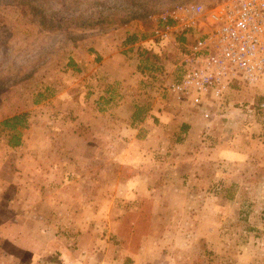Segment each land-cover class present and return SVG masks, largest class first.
Listing matches in <instances>:
<instances>
[{
  "label": "rangeland",
  "instance_id": "1",
  "mask_svg": "<svg viewBox=\"0 0 264 264\" xmlns=\"http://www.w3.org/2000/svg\"><path fill=\"white\" fill-rule=\"evenodd\" d=\"M217 1L0 0V264H62V254L72 264H121L131 234L140 244L133 264H264V121L238 110L260 103L264 87L232 89V111L208 120L195 111L194 139L184 121H152L176 111L165 85L177 80L184 53L150 41L152 18L176 4ZM42 20L61 27L43 29ZM89 38L136 66L133 80H97L112 88L108 115L105 101L96 110L77 100L93 85L71 55ZM17 113L27 116L11 149L1 121ZM147 114V128L165 131L137 150L131 130ZM137 174L148 192L120 197ZM127 212L123 221L140 230L118 229Z\"/></svg>",
  "mask_w": 264,
  "mask_h": 264
},
{
  "label": "built area",
  "instance_id": "2",
  "mask_svg": "<svg viewBox=\"0 0 264 264\" xmlns=\"http://www.w3.org/2000/svg\"><path fill=\"white\" fill-rule=\"evenodd\" d=\"M152 24L151 42L184 48L179 76L165 85L166 94L205 120L215 110L232 111L226 98L232 89L264 87V0L180 3ZM238 110L249 117L259 112L264 121V96Z\"/></svg>",
  "mask_w": 264,
  "mask_h": 264
},
{
  "label": "crops",
  "instance_id": "3",
  "mask_svg": "<svg viewBox=\"0 0 264 264\" xmlns=\"http://www.w3.org/2000/svg\"><path fill=\"white\" fill-rule=\"evenodd\" d=\"M86 41L89 42V46H87L84 49L83 48L84 42L83 41L78 42L77 43L78 45H76L75 49L73 50L74 52L71 55V58L76 63L78 69H80V70L82 69L83 71L88 72L86 77H88V79L91 81L90 84L93 85V88L89 89V91L92 93H87L86 96H82L81 98H78L77 100L81 101V102L89 103V104L90 103L94 104V107L96 108V110L101 109V104L103 101H105V103L108 105L104 106L106 110L103 111V114L108 115V113H109L108 108L112 106V103L114 101L113 97L111 96L112 88H111V86L108 85V86H105V90H104V88H103L104 86L99 85V84H101V82L97 83V80L102 79V80H105L109 84H111L112 82H115V81L123 82V81L133 80V79L137 78L135 76L136 66L134 67V65L132 66L129 63L122 65L120 63L121 62L123 63V58H124L123 56L121 57V56H119V54L113 53L112 50L109 49V47H105L104 50H102L101 48H98L96 45L92 46L90 43L92 41L91 38H89V40L88 39L85 40V43H87ZM91 47H94V49H96V51H98V53L94 54V53L89 52L88 49H91ZM134 47H139V44H133L132 46H128V49H131V51L134 52V51H136V48H134ZM98 60H100L99 61L100 63L96 64L95 62H97ZM83 84H84V82H83ZM139 84H141L140 86H142V87L145 84V77L143 75H141L139 78ZM98 92H100V93L98 94ZM123 101H125V100H123ZM180 108H182V110ZM175 110L176 111H171L172 113H170V112L164 113V115H162V116L161 115L154 116L155 118H152V121H157L156 119L159 118L158 122H161L162 120H167L168 123L170 124L173 122L174 118H176L177 120L184 121L183 123H185V124L181 125L180 128L182 126L185 127L186 128V134L188 136H192V138H193V136L199 135V132H198L199 126H197L199 123H198V121H196V117H195V116H197L195 114L196 112L191 108L182 107L177 102H175ZM14 115L15 114H13L12 116H14ZM132 116H133V113L130 114L128 119L130 120V118ZM9 117H11V116H9ZM148 118H150V116L148 114L143 115L141 117V121L139 123L138 128L136 130H131V132H133V135L135 137L137 135L140 136V133H141V137H142L141 139L143 141H140V139H136L134 137L133 139H131V141H130L131 144L129 146L137 147V150L138 149L140 150L141 142H145L147 137L150 138L153 134H155L154 136H156V135H159L161 132L165 131V130H163V128H156L154 131L147 128L146 122L148 123ZM131 123H132V121H130L129 125H124L123 127L124 128H126V127L130 128ZM146 129H148L147 130L148 132L145 131ZM73 136H75V134ZM75 142L80 143L79 139H76V138H75ZM21 143H22V139L20 141V144ZM20 144L18 146L10 147V148L11 149H17L20 147ZM195 145H196L195 143H192L191 147L193 148V147H195ZM143 178H144V176L142 177L141 175L137 174V175L133 176L131 179L126 180L127 185H125V190L122 194H120V197L127 199V200L128 199L135 200L139 197V195H141V194L144 195L145 192H148V191H145L146 190V184H145V179H143ZM1 183H2V180L0 179V184ZM135 185H137V187H139V189L133 190V186H135ZM144 185H145L144 190H142L141 192L138 191ZM1 195L2 194H0V198H1ZM136 213H138L137 215H140V212H136ZM124 214L125 215L123 217H121V219H120V224H119V228H118L119 230H121V231L127 230V231L132 232L134 229L135 230L141 229L139 225L133 226L132 222L126 223L123 221L124 219H127L130 215H132L133 214L132 212H127ZM63 225H65V224H63ZM63 225H62L63 228H61V229H64L66 227ZM69 226L73 229L75 225L73 226V225L69 224ZM77 229H78V226L76 228H74L73 230L77 231ZM11 231H12V228H11ZM132 235L133 234H131L130 237H128L127 235L123 236V238L126 239V242L124 241L121 244V247L123 249H125L127 252H125L126 253L125 258L123 261H121V264H133V260H134L133 257L136 256L140 252L139 251L140 248L138 246L140 244L138 241H136V242H135V240L133 241ZM65 244H66V241H65ZM131 256H132V258H131ZM58 258H59V260L64 259L63 262H61V260H60V262L62 264H68V263L72 264L75 262L74 260H72L70 258V254H67V255L62 254L61 257H58ZM108 263L111 264L113 262H112V260H108ZM113 264H115V263H113Z\"/></svg>",
  "mask_w": 264,
  "mask_h": 264
},
{
  "label": "trees",
  "instance_id": "4",
  "mask_svg": "<svg viewBox=\"0 0 264 264\" xmlns=\"http://www.w3.org/2000/svg\"><path fill=\"white\" fill-rule=\"evenodd\" d=\"M41 25L43 29H48L51 31L57 30L59 27H61L60 24L55 23L52 20H42ZM180 40L183 42L184 37H181ZM26 116L27 115L25 113H21L5 118L1 121L2 127L11 133L10 139L8 140V145L10 147H15L20 144L21 135L19 131L25 126ZM181 129L186 130V128L183 126Z\"/></svg>",
  "mask_w": 264,
  "mask_h": 264
}]
</instances>
